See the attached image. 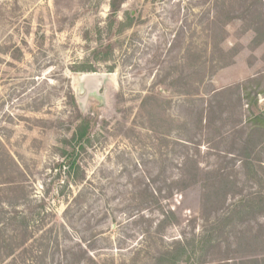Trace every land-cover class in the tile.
Returning a JSON list of instances; mask_svg holds the SVG:
<instances>
[{"label":"rangeland","instance_id":"1","mask_svg":"<svg viewBox=\"0 0 264 264\" xmlns=\"http://www.w3.org/2000/svg\"><path fill=\"white\" fill-rule=\"evenodd\" d=\"M110 1L0 0V231L16 214L33 230L16 263L2 264H57L66 251L81 264L71 260L81 250L98 264L200 263L224 217L202 219L201 183L174 182L200 141L203 163L222 162L244 193L258 190L218 151L233 137L220 144L194 122L197 90L253 80L264 94V43L253 48L250 31L260 0H126L114 17ZM216 43L240 51L212 75ZM80 73L109 76L105 97L92 91L83 108ZM79 113L94 121L84 150L73 139ZM238 217L225 232L248 230ZM256 220L253 233L264 234V214Z\"/></svg>","mask_w":264,"mask_h":264},{"label":"trees","instance_id":"2","mask_svg":"<svg viewBox=\"0 0 264 264\" xmlns=\"http://www.w3.org/2000/svg\"><path fill=\"white\" fill-rule=\"evenodd\" d=\"M125 1H110L111 17L115 16ZM226 1L214 0L213 3L216 6L219 3L224 5ZM231 18L243 20L242 15L241 17ZM256 18V26L250 29L255 33L252 41L253 48H257L264 43V5L262 0H260ZM213 20L216 25L217 22L222 23L223 26L225 25L224 21L221 22L219 11H215ZM129 25L130 23L120 22L122 29ZM244 31H247V29ZM239 51L238 47L225 51L216 43L214 53H217L218 57L211 60V74L213 75L219 69L234 64ZM203 65L204 63L201 62L196 67L201 69ZM81 70H93V68L83 67ZM260 93L258 84L254 85L253 80L220 89H209L206 92L197 90L195 93L201 102V107L195 115L194 122L197 134L203 136L204 133L210 134L212 131L217 130L218 134L223 137L220 144H226L225 139L232 136L231 143H228L230 147L227 146L226 149H219L218 151L225 156L231 155L232 158H237L240 164L239 168L244 170L245 180L247 182L253 181L258 185V190L244 193V188L240 186L241 179L238 178L237 173L235 176H230L226 173V167L222 162L213 167L210 164L203 163L200 157L201 141L197 144L199 147L197 154L192 153L183 157L180 175L174 181L179 186L175 188H178V191H183L194 184L201 183L202 219L209 220L211 218L220 219V216L224 217L215 228L217 232L212 233L203 241V244L208 248V251L204 254L205 258L201 261L204 264H216L218 262H223V264H264V234L259 231L253 233L255 227L251 224L253 220L257 221L256 219L264 214V109L259 106L258 95ZM205 95H208L207 99ZM71 98L74 100L73 93H71ZM233 114L236 115L237 119L233 120ZM93 125L92 118L84 116L82 113L78 114L73 139L78 144L77 148L79 150H84L85 143L89 141ZM182 140L185 143H194L191 137ZM71 167L79 169V166L75 163ZM174 190V188L168 189L167 196H172ZM149 192L150 194H145L155 197V191ZM231 199H234V203L231 204L232 208H227L228 211L223 212L227 202ZM17 215L12 216L8 226L0 231V264L9 258L12 259V263H16L17 252L32 236L33 230ZM236 215L240 216L238 217L239 225L249 224L248 230L247 228L240 229L236 225L230 231L225 232V227L233 223ZM249 231H252L253 234H246ZM221 248H225V251H220ZM68 254L69 251L63 252V258L57 264L65 262L68 264ZM44 257L45 255L42 256V260ZM71 257L73 263L98 264L86 250H81L79 254L73 252Z\"/></svg>","mask_w":264,"mask_h":264},{"label":"water","instance_id":"3","mask_svg":"<svg viewBox=\"0 0 264 264\" xmlns=\"http://www.w3.org/2000/svg\"><path fill=\"white\" fill-rule=\"evenodd\" d=\"M78 85L75 89V96L79 101L80 107L83 108L90 93L92 91L98 92V95L101 98H104V94L107 90V82L109 80V76L107 74L100 73H80L78 76ZM103 88V93L100 94L99 90ZM264 94L259 95L258 99L263 100Z\"/></svg>","mask_w":264,"mask_h":264},{"label":"crops","instance_id":"4","mask_svg":"<svg viewBox=\"0 0 264 264\" xmlns=\"http://www.w3.org/2000/svg\"><path fill=\"white\" fill-rule=\"evenodd\" d=\"M198 264H204V263L200 262V263H198ZM211 264H215V263H211ZM216 264H223V262H218V263H216Z\"/></svg>","mask_w":264,"mask_h":264}]
</instances>
